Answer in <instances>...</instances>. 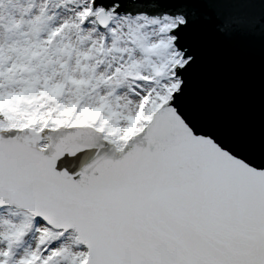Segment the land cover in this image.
I'll return each instance as SVG.
<instances>
[{
  "label": "snow or ice",
  "instance_id": "6c2138e0",
  "mask_svg": "<svg viewBox=\"0 0 264 264\" xmlns=\"http://www.w3.org/2000/svg\"><path fill=\"white\" fill-rule=\"evenodd\" d=\"M209 35L259 49L250 132ZM0 264H264V0H0Z\"/></svg>",
  "mask_w": 264,
  "mask_h": 264
},
{
  "label": "water",
  "instance_id": "95a60500",
  "mask_svg": "<svg viewBox=\"0 0 264 264\" xmlns=\"http://www.w3.org/2000/svg\"><path fill=\"white\" fill-rule=\"evenodd\" d=\"M205 74L198 84L209 118L239 132L254 130L258 118L253 96L260 72L259 49L244 40L206 38Z\"/></svg>",
  "mask_w": 264,
  "mask_h": 264
}]
</instances>
